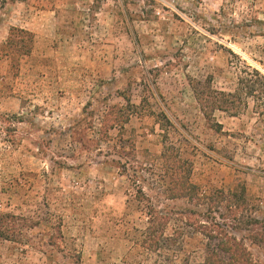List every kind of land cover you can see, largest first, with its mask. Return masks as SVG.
Wrapping results in <instances>:
<instances>
[{
  "label": "rangeland",
  "instance_id": "obj_1",
  "mask_svg": "<svg viewBox=\"0 0 264 264\" xmlns=\"http://www.w3.org/2000/svg\"><path fill=\"white\" fill-rule=\"evenodd\" d=\"M174 161L245 195L227 222L264 264V0H0V264L143 262L149 206H194Z\"/></svg>",
  "mask_w": 264,
  "mask_h": 264
},
{
  "label": "trees",
  "instance_id": "obj_2",
  "mask_svg": "<svg viewBox=\"0 0 264 264\" xmlns=\"http://www.w3.org/2000/svg\"><path fill=\"white\" fill-rule=\"evenodd\" d=\"M122 11L124 10L120 9L116 14L121 15ZM175 163L177 162L166 163L167 169H175L172 186L169 189L173 196L169 198L187 199L194 206H181L177 209L149 206L145 211L147 226L142 230L138 242L142 249L143 262L138 264H178L175 262L178 258V254L175 255L176 247L185 226L192 227L195 233L203 237V259L200 262H190L189 258H185L184 263L179 264H257L244 240L230 231L231 224L227 222L231 217L234 221H242L236 215L247 204L245 195L231 193L225 189L217 190L214 196L202 194L198 191L197 185L192 184L188 179L185 180L179 174V163ZM199 203H207V210L199 209L197 207ZM221 209L226 210V213H219ZM173 215L181 221V225L176 227L179 229L174 228L172 234H167L166 230ZM250 221L260 225L261 230L255 239L257 243L264 244V219L253 218ZM11 231L5 224L4 218L0 217V236L7 238Z\"/></svg>",
  "mask_w": 264,
  "mask_h": 264
}]
</instances>
